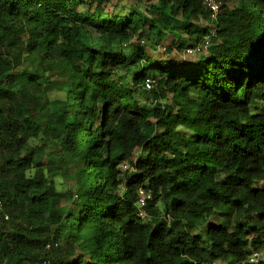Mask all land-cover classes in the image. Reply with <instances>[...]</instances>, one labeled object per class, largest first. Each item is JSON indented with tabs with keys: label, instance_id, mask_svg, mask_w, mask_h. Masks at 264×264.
Instances as JSON below:
<instances>
[{
	"label": "trees",
	"instance_id": "16d2710c",
	"mask_svg": "<svg viewBox=\"0 0 264 264\" xmlns=\"http://www.w3.org/2000/svg\"><path fill=\"white\" fill-rule=\"evenodd\" d=\"M221 1L0 0V264L264 262V0Z\"/></svg>",
	"mask_w": 264,
	"mask_h": 264
},
{
	"label": "rangeland",
	"instance_id": "374dc122",
	"mask_svg": "<svg viewBox=\"0 0 264 264\" xmlns=\"http://www.w3.org/2000/svg\"><path fill=\"white\" fill-rule=\"evenodd\" d=\"M226 6L231 8L235 5H237L238 0H225ZM224 3V2H223ZM199 26L203 28L208 27V23L204 20L199 21ZM172 40L171 37H167L166 41L170 42ZM163 50H161L162 52ZM160 58L167 59V60H176V61H184V62H196L198 61V57L195 56H189L186 55L184 52V49L176 48L172 54H163L160 53ZM156 58H159L156 56ZM48 83L50 84V92H49V99L51 101L55 100H64L66 93L68 91V84L64 77L60 76L59 73L53 72L48 73ZM44 144L42 147V153L43 158L46 163H49L51 165H62L63 170L59 171L55 177H54V183L56 185V188L58 191L62 192L65 196V199L63 200L62 204L64 206H67L69 202L75 197L76 195V188L74 187L72 180L74 178L73 173H75L79 168L80 165L76 161L70 160L67 157H64L60 151V146L55 141V138L53 136H45L42 141H40L37 145ZM65 173V175H64ZM215 176L216 179L219 182H223L227 180V174L215 170ZM261 186H264L263 183L260 184ZM256 219V218H254ZM211 223H218L219 220H221V217L219 215H215L214 217H211L209 219ZM205 228H200L198 230V233H201L203 236H205ZM251 236H247L248 241H250ZM205 243H207V240L205 238Z\"/></svg>",
	"mask_w": 264,
	"mask_h": 264
},
{
	"label": "built area",
	"instance_id": "2783aa9c",
	"mask_svg": "<svg viewBox=\"0 0 264 264\" xmlns=\"http://www.w3.org/2000/svg\"><path fill=\"white\" fill-rule=\"evenodd\" d=\"M203 4H204L205 8L212 13L213 16H217L221 10V4L222 3L220 0H203ZM210 42L211 41L209 38H204V40L197 47L188 48V49H186L185 53H186V55L189 54V56H193L196 53H201L209 47ZM144 86H145L146 90H148V91L151 90L153 87V80H151L150 78L145 79ZM140 204H141V206H143L144 201H141ZM2 208H3V200L0 196V217L3 215ZM4 218H5V220H8L9 215L4 214ZM249 262L252 264H264L262 253H258V252L253 253L252 256H250V258H249ZM45 264H48V263H45ZM194 264H196V263H194Z\"/></svg>",
	"mask_w": 264,
	"mask_h": 264
},
{
	"label": "clouds",
	"instance_id": "9594fccd",
	"mask_svg": "<svg viewBox=\"0 0 264 264\" xmlns=\"http://www.w3.org/2000/svg\"><path fill=\"white\" fill-rule=\"evenodd\" d=\"M203 1V0H202ZM221 1V0H220ZM222 3V1H221ZM222 6V5H221ZM122 169H127L125 165H122Z\"/></svg>",
	"mask_w": 264,
	"mask_h": 264
}]
</instances>
